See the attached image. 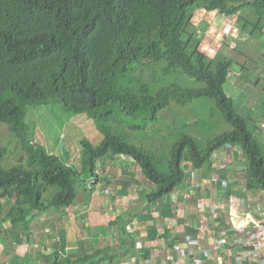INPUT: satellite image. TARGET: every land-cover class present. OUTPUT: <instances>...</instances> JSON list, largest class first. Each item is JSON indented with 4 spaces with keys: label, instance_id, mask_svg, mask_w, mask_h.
<instances>
[{
    "label": "trees",
    "instance_id": "16d2710c",
    "mask_svg": "<svg viewBox=\"0 0 264 264\" xmlns=\"http://www.w3.org/2000/svg\"><path fill=\"white\" fill-rule=\"evenodd\" d=\"M196 12L235 17L243 35L235 39V51L264 35V0H0V122L25 154V165L4 168L0 148V198L13 199L6 214L11 223L26 225L36 211L71 205L108 155L131 157L155 184L148 196L154 201L183 180L184 160L199 167L219 148L237 146L247 186L264 192V148L256 127L224 91L239 64L200 50ZM194 99H213L231 129L203 144L180 133L165 157L124 133L127 123L146 124ZM50 102L87 113L102 136L98 145L80 141V166L28 136L26 109Z\"/></svg>",
    "mask_w": 264,
    "mask_h": 264
},
{
    "label": "crops",
    "instance_id": "0c3cea01",
    "mask_svg": "<svg viewBox=\"0 0 264 264\" xmlns=\"http://www.w3.org/2000/svg\"><path fill=\"white\" fill-rule=\"evenodd\" d=\"M210 14L225 17L208 12L195 24L206 28ZM248 43L243 47H252L255 55L246 56L245 64L226 52L213 57H230L240 65L228 73V86L240 90V112L256 109L264 97V53L254 39L253 46ZM62 149L70 155L68 145ZM75 154L79 161L78 150ZM62 161L74 164L71 155ZM244 169L242 151L225 145L202 166L184 160L183 180L149 201L155 184L139 165L129 156H104L71 205L36 211L26 225L6 218L13 199L0 198V264H242L253 251L235 244L244 238L238 230L252 229L253 210L264 204V192L247 186ZM188 240L206 253L191 250ZM253 255L260 259L256 264H264V251Z\"/></svg>",
    "mask_w": 264,
    "mask_h": 264
},
{
    "label": "rangeland",
    "instance_id": "374dc122",
    "mask_svg": "<svg viewBox=\"0 0 264 264\" xmlns=\"http://www.w3.org/2000/svg\"><path fill=\"white\" fill-rule=\"evenodd\" d=\"M200 14L196 12L193 20L202 19L204 21L207 19L208 15L200 16ZM213 17L214 15H209L210 21L206 28L203 26L197 27L198 35L203 36L202 41H204L203 46L202 44L200 46V50L204 51L211 58L216 55V52H223L222 54L224 55L226 52L227 56H234L239 63H247L245 62L246 56L247 59L252 60L255 55L252 47L246 45L247 47L244 46L239 51L234 50L236 48L234 47L235 39H240L243 36L241 34L238 35L240 30L237 27V21H234L235 17L225 18L219 15ZM260 36L262 38L259 41L264 43V35ZM257 41L254 39V47H258V50L264 53V45ZM248 42L250 43L248 45L253 46V40H248ZM232 68L239 70L240 65H235ZM233 75L230 74V77ZM146 76V73L142 75L143 78ZM175 79L178 78L176 77ZM171 80L172 78L168 79V81ZM228 81L224 84L225 93L233 98L234 104L238 108L236 111L249 119V126L252 129L256 127L255 124L257 123L258 129L256 128L254 131L264 148V127H262L264 126V121L259 120L260 117H264V97L256 109L251 110L248 108L240 112V98L238 97L240 90L232 91V87L228 86ZM25 122L29 128L28 136L30 135L36 143L39 145L44 144V147L50 154H53L51 152L59 153L62 160H67L71 155L75 165L78 164L80 166L81 155H79L78 161L77 154L74 155V152L78 150L80 153V141L82 139H88L93 145H98L101 141V134L97 130L95 122L88 117L87 113L65 110L62 104L58 102L28 106ZM139 124L140 126L136 127ZM139 124L136 121L134 124L131 122L125 125L124 133L127 135L129 141L140 146L145 151L161 157L169 154V149L177 140L180 133H188L203 144L212 137L231 129V126L219 113L213 99H194L191 103L183 106L173 104L160 111L156 120L147 121L143 125L142 122ZM57 140L60 143L56 144ZM63 145L70 147L71 153L69 156L66 154L67 151L64 152L62 149ZM0 148H5V155L1 161L2 167H12L19 163V161L25 165V154L22 150V143L9 132L3 122H0ZM46 198H49V195Z\"/></svg>",
    "mask_w": 264,
    "mask_h": 264
},
{
    "label": "built area",
    "instance_id": "2783aa9c",
    "mask_svg": "<svg viewBox=\"0 0 264 264\" xmlns=\"http://www.w3.org/2000/svg\"><path fill=\"white\" fill-rule=\"evenodd\" d=\"M253 214V228L247 229L245 231L238 230L244 234V238L239 239L235 244L245 245L246 247L251 248L253 252H262L264 251V204L261 207L254 209ZM188 243L191 250L198 248L203 253H206L207 251L206 248L198 246L197 242L194 240H188ZM253 252L251 253L250 251L248 254H245V262L242 264H256L258 261H260V259L257 260L254 257ZM262 262H264V260Z\"/></svg>",
    "mask_w": 264,
    "mask_h": 264
}]
</instances>
